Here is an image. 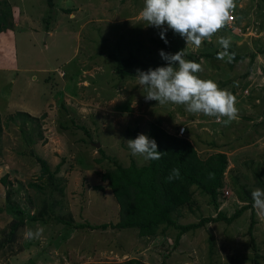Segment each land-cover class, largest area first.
<instances>
[{
  "label": "rangeland",
  "instance_id": "1",
  "mask_svg": "<svg viewBox=\"0 0 264 264\" xmlns=\"http://www.w3.org/2000/svg\"><path fill=\"white\" fill-rule=\"evenodd\" d=\"M5 1L28 20L16 28L7 25L8 34L14 31L16 64L8 62L9 71H0V178L5 175L0 184V264H115L129 259L142 264H264V218L252 205L230 224L207 223L177 240L176 231L164 226L150 236L134 228H92L120 220L118 205L99 175L115 164L124 169L144 165L143 158L131 156L126 141L135 138L127 131L144 134L150 123L174 136L183 127L178 137L187 139L200 158L226 155L217 196L225 217L250 204L254 189H264V0H235L233 25L199 49L187 47L171 30L165 44L160 30L139 17L144 0H52L51 9L45 0ZM218 36L230 38L229 53L244 58L218 60L223 50ZM2 47L0 43V60L7 61ZM161 50H185V59L201 63L200 78L235 96L239 118L225 126L215 118L191 115L183 106L146 101L135 79L139 68L123 70L115 60L132 56L162 67ZM123 71L134 74L123 76ZM16 112L36 121L20 126L21 118L7 120ZM26 137L32 140L29 145ZM30 151L53 173L52 185ZM97 185L100 190L93 188ZM193 202L176 223L215 216L205 195L194 191ZM251 213L255 250L247 235ZM39 227L44 229L40 239L24 240L26 229Z\"/></svg>",
  "mask_w": 264,
  "mask_h": 264
},
{
  "label": "trees",
  "instance_id": "2",
  "mask_svg": "<svg viewBox=\"0 0 264 264\" xmlns=\"http://www.w3.org/2000/svg\"><path fill=\"white\" fill-rule=\"evenodd\" d=\"M46 6L52 8V0H45ZM10 14V7L5 0H0V25L4 26ZM6 27V25H5ZM244 57H236L234 59L242 60ZM117 66L121 69L143 68L147 71L149 68L155 69L152 65H147L142 60L135 57L115 60ZM124 75H133L132 71L121 73ZM42 115L41 117H43ZM21 118L20 126L31 124L36 121L35 118L27 113L16 112L12 116H8L7 120L11 121ZM76 128L84 132V128L76 126ZM134 138L139 134L134 131H127ZM150 139H154L158 145V151L165 153L158 161H145L141 167H135L130 164L126 169L115 164L112 170H107L99 175L100 180L106 182L107 188L118 205V213L120 220L114 224H102L95 228L105 229L113 228L117 230L134 228L143 236H150L155 233L159 226L172 228L176 231L175 240L182 234L201 228L207 223L223 221L230 224L244 210L252 209L250 204L243 205L232 213L229 217H225L224 213L218 210L217 196L223 187L222 176L226 169L227 159L222 152H216L205 158H200L191 143L183 138L170 135L165 132L157 123H150L144 133ZM25 143L29 145L32 140L25 138ZM31 156L37 162L41 176H45L52 185L53 173L49 171L48 166L43 159L39 158L30 151ZM114 165V163H113ZM173 168H179L181 178L169 182L167 177ZM5 175L0 178V184H5ZM30 187L40 190L39 185L30 184ZM100 190L101 186L93 187ZM198 191L205 195L209 204L215 211V216H206L199 219L196 223L181 225L176 220L181 217V210L184 207L190 211V205L194 204L193 194ZM61 192V189H59ZM47 209L51 213V204ZM0 208V212H2ZM249 225L247 227L248 243L255 250L254 237L252 235V227L254 225L253 214H250ZM17 224V223H14ZM13 224V227H14ZM17 226V225H16ZM85 226V225H82ZM78 225L76 227H82ZM14 229V228H13ZM257 254L255 253L253 262ZM115 264H142L138 260L129 259L125 262Z\"/></svg>",
  "mask_w": 264,
  "mask_h": 264
},
{
  "label": "clouds",
  "instance_id": "3",
  "mask_svg": "<svg viewBox=\"0 0 264 264\" xmlns=\"http://www.w3.org/2000/svg\"><path fill=\"white\" fill-rule=\"evenodd\" d=\"M235 7V0H144L139 17L147 26L160 30V39L165 44L168 43L165 34L171 30L185 40L187 47L199 49L204 41H211L226 27ZM217 43L223 50L216 58L222 61L227 58L230 63L234 59V54L228 51L230 38L218 36ZM159 55L166 62L165 66L147 71L137 69L135 79L146 101H156L160 106H183L191 115L215 118L216 123L225 126L239 118L235 96L213 80L201 79L198 74L204 70L202 64L185 59V50L175 54L161 50ZM126 144L131 156L144 161H158L165 154L159 152L156 141L145 134H138ZM180 178V169L173 168L167 180L172 182ZM251 199L256 215L264 218V189H254ZM43 232V227L28 228L23 238L25 241L38 240Z\"/></svg>",
  "mask_w": 264,
  "mask_h": 264
},
{
  "label": "crops",
  "instance_id": "4",
  "mask_svg": "<svg viewBox=\"0 0 264 264\" xmlns=\"http://www.w3.org/2000/svg\"><path fill=\"white\" fill-rule=\"evenodd\" d=\"M10 9H11V11H10L9 17L6 20V24H5L6 27H7V25H14V28H16L19 26L20 22L21 23L27 22L28 19L22 15L23 13H21L20 10H15L12 7ZM12 21H13V23H12ZM5 25L4 26L0 25V43H3V47H2L3 51L6 50V52H8L7 55H5L6 59H8V60L7 61L5 59H3V61L0 60V71L1 70L9 71L8 69H5V67H6L5 64H9L10 62L12 64H14V63L16 64V59L14 56V54H15L14 48H15V43H16L14 41V31H13V33L8 34V32H7L8 30H6ZM14 28H13V30H14ZM44 30L47 32V34H46L47 36H49L51 34V31H48L47 29H44ZM9 57H10V61H9ZM10 64H9V66H10ZM13 71H15V69Z\"/></svg>",
  "mask_w": 264,
  "mask_h": 264
},
{
  "label": "built area",
  "instance_id": "5",
  "mask_svg": "<svg viewBox=\"0 0 264 264\" xmlns=\"http://www.w3.org/2000/svg\"><path fill=\"white\" fill-rule=\"evenodd\" d=\"M235 22V17L232 15V13H231V19H229V21H228V23H227V25H226V28H230L232 25H233V23ZM183 129V131H181ZM184 128L183 127H181V128H179V130L177 131V135L178 136H182L183 134H184ZM224 194H227L225 191H224Z\"/></svg>",
  "mask_w": 264,
  "mask_h": 264
}]
</instances>
